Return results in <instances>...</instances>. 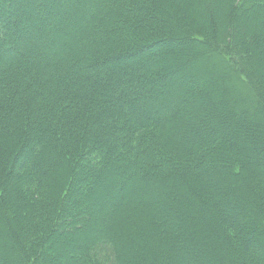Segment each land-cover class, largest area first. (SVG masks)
Returning a JSON list of instances; mask_svg holds the SVG:
<instances>
[{
	"label": "trees",
	"instance_id": "16d2710c",
	"mask_svg": "<svg viewBox=\"0 0 264 264\" xmlns=\"http://www.w3.org/2000/svg\"><path fill=\"white\" fill-rule=\"evenodd\" d=\"M0 264H264V0H0Z\"/></svg>",
	"mask_w": 264,
	"mask_h": 264
}]
</instances>
